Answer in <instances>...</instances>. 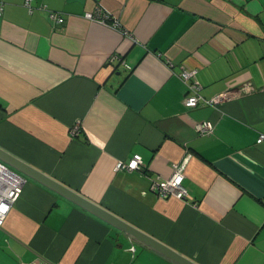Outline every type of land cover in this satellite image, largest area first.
<instances>
[{"label": "crops", "instance_id": "obj_1", "mask_svg": "<svg viewBox=\"0 0 264 264\" xmlns=\"http://www.w3.org/2000/svg\"><path fill=\"white\" fill-rule=\"evenodd\" d=\"M30 7L0 0V149L195 264H264V0ZM96 9L106 24L85 18ZM190 68L205 98L248 91L185 109L178 74ZM203 122L211 134L196 132ZM135 154L139 169H115ZM188 154L191 199L158 197L152 180ZM12 170L25 183L0 226V264H178Z\"/></svg>", "mask_w": 264, "mask_h": 264}, {"label": "built area", "instance_id": "obj_2", "mask_svg": "<svg viewBox=\"0 0 264 264\" xmlns=\"http://www.w3.org/2000/svg\"><path fill=\"white\" fill-rule=\"evenodd\" d=\"M30 1L31 0H25V6L28 8H31ZM48 16L54 24H61L63 22L62 16L57 12L49 11ZM85 18L106 24V20L109 18V15H103L98 9H96L94 12H87L85 14ZM111 26L113 28H119L120 24L114 20ZM126 33L127 32L123 31V34ZM124 66L125 68L130 69L127 64ZM197 72L196 68H190L182 69L178 74L186 89V94L182 99V105L185 109L196 108L198 106H212L215 108L223 101L235 96H241L248 91V86L246 85L249 83H246L243 84L240 89H226L222 93H219L211 98H205L201 94L202 86L197 79ZM78 129V124H75L71 128V134L76 135L78 133ZM195 129L198 134L209 135L212 133L213 125L210 122H203L197 124ZM261 142H264V134H259L256 140V143L258 144ZM189 157V154L186 155L182 163L174 165L172 172L167 179L152 180L151 189L158 195V197L164 199L173 197L182 201L191 199L187 190L183 186L185 162ZM141 165L142 161L140 156L135 154L127 161L117 162L115 169L132 171L139 169ZM24 183L25 180L22 176L0 162V226L3 225L11 207L21 194ZM43 264L52 263L44 262Z\"/></svg>", "mask_w": 264, "mask_h": 264}, {"label": "water", "instance_id": "obj_3", "mask_svg": "<svg viewBox=\"0 0 264 264\" xmlns=\"http://www.w3.org/2000/svg\"><path fill=\"white\" fill-rule=\"evenodd\" d=\"M0 161L4 162L6 165L11 167L12 169L39 181L40 183L48 186L55 192H57L62 197L86 208L90 212L96 214L112 226H114L119 231L123 232L124 234L132 237L133 239L149 246L150 248L162 253L163 255L171 258L178 264H195L194 262L188 260L187 258L181 256L176 251L172 250L168 246L162 244L161 242L157 241L156 239L146 235L145 233L141 232L140 230L134 228L130 224L126 223L125 221L121 220L120 218L116 217L115 215L111 214L107 210L103 209L99 205L91 202L90 200L84 198L83 196L79 195L78 193L68 189L67 187L63 186L62 184L50 179L45 174H42L38 170L28 166L24 162L18 160L17 158L13 157L12 155L8 154L4 150L0 149Z\"/></svg>", "mask_w": 264, "mask_h": 264}]
</instances>
